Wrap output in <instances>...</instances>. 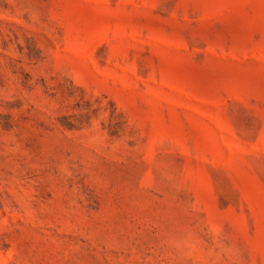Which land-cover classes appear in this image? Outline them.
I'll return each instance as SVG.
<instances>
[{"label": "rangeland", "instance_id": "374dc122", "mask_svg": "<svg viewBox=\"0 0 264 264\" xmlns=\"http://www.w3.org/2000/svg\"><path fill=\"white\" fill-rule=\"evenodd\" d=\"M0 264H264V0H0Z\"/></svg>", "mask_w": 264, "mask_h": 264}]
</instances>
